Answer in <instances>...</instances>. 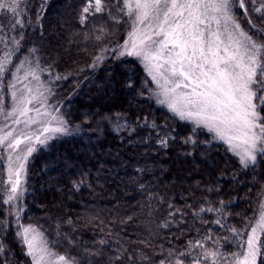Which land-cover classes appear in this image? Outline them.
I'll use <instances>...</instances> for the list:
<instances>
[{
    "label": "trees",
    "instance_id": "16d2710c",
    "mask_svg": "<svg viewBox=\"0 0 264 264\" xmlns=\"http://www.w3.org/2000/svg\"><path fill=\"white\" fill-rule=\"evenodd\" d=\"M245 2L236 13L264 45V8L256 12L259 0ZM101 5L96 12L94 0L91 7L89 0H26L21 26L11 30L21 56L36 48L56 76L70 129L30 157L22 222L38 227L73 264H211L204 252L230 257L263 200L264 153L245 167L208 130L159 105L143 66L117 53L128 31L123 1ZM105 47L113 50L99 63ZM2 201L0 264H32ZM233 229L243 234L234 237ZM262 245L258 264L264 236Z\"/></svg>",
    "mask_w": 264,
    "mask_h": 264
},
{
    "label": "snow or ice",
    "instance_id": "6c2138e0",
    "mask_svg": "<svg viewBox=\"0 0 264 264\" xmlns=\"http://www.w3.org/2000/svg\"><path fill=\"white\" fill-rule=\"evenodd\" d=\"M92 2L89 0V7ZM19 3L20 0H0V9L17 14ZM94 4L95 11L100 12L101 0H94ZM252 4L255 6L257 0H252ZM259 5L254 7L256 12L264 8V0H259ZM89 7L84 9L85 13ZM125 7L134 17L133 30L120 55L134 56L143 63L157 86L156 95L162 97L159 103L166 104L180 119L194 121L214 132L245 167L254 163L256 153H264V117L257 111L258 107L264 111V96L259 95L264 91V45L255 43L235 23L233 0H125ZM240 7H244L243 0ZM14 23L20 25L21 21ZM10 63L11 53L5 52L0 57V77ZM24 64L17 67V74L8 85L12 89V110L5 112L0 108L5 121L24 125L18 132L6 130L7 123L0 127V148L9 153L10 189L4 204L19 198L21 176L25 162L35 151L34 144L43 145L54 134L69 133L65 122L45 108L43 91L28 85L17 89L16 85L22 83L19 72ZM29 76L39 80L32 70L25 72L23 79ZM258 76L260 79H256ZM42 108L45 110L41 111ZM53 122L55 126H51ZM32 125L40 127L33 130ZM22 144L24 149L20 148ZM259 213L236 253L224 258L218 257L217 252H204L203 259L211 264H217L218 258L223 264H257L262 248L260 236L264 234V204ZM232 232L234 237L243 234L236 229ZM18 235L23 238L33 264H71L65 256L53 253L35 228H24ZM193 247L203 245L196 242ZM194 264H200L199 259Z\"/></svg>",
    "mask_w": 264,
    "mask_h": 264
},
{
    "label": "rangeland",
    "instance_id": "374dc122",
    "mask_svg": "<svg viewBox=\"0 0 264 264\" xmlns=\"http://www.w3.org/2000/svg\"><path fill=\"white\" fill-rule=\"evenodd\" d=\"M25 1L26 0H20L19 7L17 9V14H13L10 11L0 9V57H3L5 52H10L11 53V63L8 65L7 71L4 73L3 77H0V81H2V82H0V108H2V110L5 111V112L12 110V107H13L12 89L10 87H8V85L13 82V77H14V75L17 74V71H16L17 67L21 64V62H25L24 68L21 69V71L19 72V76L21 77L22 83L16 85L17 89H21L25 85H28L29 87L39 88L41 91H43L44 96L46 97L45 108L47 109V111H49L52 114V116H56V117L62 119L65 122L67 128L69 129V126H68V124L66 122L65 116L62 113L61 101L58 99L57 94L55 92L56 91V86H55L54 77H56V76L55 75L53 76V74H51V72L47 68H44L42 66L41 61H40V57L38 55V51H37L36 48L30 49L27 53H24L21 56L20 52H21V49H22V44H21V42L19 40H16V38L14 39V37H12V34L14 32V31L11 32L12 28L14 26L15 27L16 26L17 27L21 26V24L20 25H16L14 23V21L15 20L21 21L22 5H23V3ZM122 1H123V7H124L123 14L125 16H127V20H128L127 21L128 31H127V35H126L125 41L119 47L116 48L117 53H118L119 56H121L120 52L124 51L123 46L125 45V42L129 40V34L133 30V19H134L133 16H130L128 14V9L125 7V0H122ZM7 2L11 3L12 0H7ZM240 3H241V0H233V7H232L233 18H234L235 23L239 24L240 29L243 30L248 35H250L249 32H248V28H246L244 26V24H243L244 21L241 22L239 17H238V15H237V13H236V6L238 8H240L241 10H243V11L246 10V5H245L246 2H245V0H243V3H244V7L243 8L240 7ZM2 15H3V17L8 15V20H6V18L3 19V22L5 21V23L2 22ZM10 21H11L10 25L12 24L11 29H10V26H8ZM21 23H22V21H21ZM6 24H7L8 27L6 26ZM9 30H10V32H9ZM8 32L10 34H8ZM112 50H113V47L112 48H109V47L106 48L105 47L102 50V52L100 53V55H99L98 62L100 63L102 60H104L105 57L108 55V53L111 52ZM123 56H128V55H123ZM128 57H131V58L135 59L136 61H138L143 66V68L145 69L143 63H141V61L138 58H136L134 56H128ZM262 63H264V61H262ZM29 70H32V71H34L36 73V75L39 77L38 81L37 80H33L31 76H29L28 79H26V80L23 79L24 73L29 71ZM145 71H146V69H145ZM147 74H148V72H147ZM150 78H151V76H150ZM256 79H260V77L258 76V77H256ZM154 85H155V89H154L153 94H154L155 101L159 105H161V106H163V107H165L166 109L169 110V108L167 107L166 104L159 103V99H162V97H158L156 95L158 89H157V86H156L155 82H154ZM252 90L253 91L256 90L255 86H253ZM259 95L264 96V91H261L259 93ZM254 103H257V105H259V101L254 100ZM35 106L36 107H40L39 104H37ZM30 107H32V105H30ZM44 110H45L44 108L41 109V111H44ZM257 111H260L261 117H263L261 109L259 107L257 108ZM170 112H172V111H170ZM173 114L176 115L175 113H173ZM30 115H35V114L34 113H30ZM177 117L179 118V116H177ZM21 119H23V118H21ZM49 119H50V117H49ZM184 121L189 122V123L193 124L194 126L203 127L206 130H208L207 127H205L203 125H197L194 121H191V120H184ZM5 123H7L9 125V128L6 129V130L15 129L18 132L19 130L24 129V125L23 124L14 125L11 120L5 121L3 116L0 115V127H3L5 125ZM51 126H55V122H53V124ZM37 127H40V125H32V129L33 130H35ZM25 130H27V129H25ZM69 131H70V129H69ZM210 133H212V135H213L215 140H217L218 142L224 144L226 146V148L231 153L236 155L234 153V151L230 150L229 145L224 140L219 139L214 132H210ZM61 135H63V134H54L51 139L47 140L46 143L50 142L52 139H54V138H56L58 136H61ZM45 144L41 145L39 143H35L34 144L35 151H36V149L38 147L44 146ZM25 147L26 146L24 144H22L20 146L21 149H24ZM35 151H33L32 154ZM260 153L261 152H257L256 153V159H257V157H258V155ZM23 154L24 153L21 152V155H23ZM32 154H31V156H32ZM8 155H9V153H8L7 150H5L3 148H0V196L2 197L3 200H7L8 199V192H9V189H10V185L8 183V176H9ZM31 156H29L27 161L25 162V169H24V172H23V174L21 176V185H20V189H22V191L19 194V198L17 200H15L13 203L6 204V205L9 208L10 216L12 217V219L14 220L15 225L18 228V233H22L24 228H27V227L31 226L32 228H35L39 233L42 234L43 239L47 242L48 248L53 253H55L56 255H62V254L57 253L51 247V245L48 242L46 236L44 235V233L38 227H36V226H34L32 224H27V223H23L22 222V216H23V212H24V201H25V197L27 195V187H26L27 163H28V161H29ZM238 159H239V157H238ZM239 161H240V159H239ZM250 164H253V163H249L248 165H250ZM13 167H14V165H13ZM261 204H264V196H263V200H262ZM259 210H260V208H259ZM259 210L257 212V215L255 217L253 225L255 224L256 220L259 217V214H260ZM263 236H264V234H261V236H260L261 244H262ZM18 239H19V242L23 245V247L25 249V252L27 253V246L25 245V243L23 241V238L18 235ZM262 247H263V245H262ZM261 252H262V248H261ZM260 255L257 257V264L259 262ZM62 256H64V255H62ZM28 257L30 258V260H31V262L33 264L32 258L30 256H28ZM71 264H73L72 261H71Z\"/></svg>",
    "mask_w": 264,
    "mask_h": 264
}]
</instances>
